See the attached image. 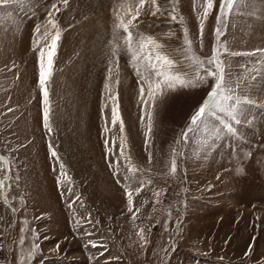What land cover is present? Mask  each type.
Wrapping results in <instances>:
<instances>
[{
  "label": "rangeland",
  "instance_id": "374dc122",
  "mask_svg": "<svg viewBox=\"0 0 264 264\" xmlns=\"http://www.w3.org/2000/svg\"><path fill=\"white\" fill-rule=\"evenodd\" d=\"M204 6L145 0L133 61L117 25L139 0H0V264H264V0L219 21V0L207 19ZM140 37L187 79L206 75L191 53L206 65L215 47L216 96L209 78L150 98L162 78Z\"/></svg>",
  "mask_w": 264,
  "mask_h": 264
},
{
  "label": "snow or ice",
  "instance_id": "6c2138e0",
  "mask_svg": "<svg viewBox=\"0 0 264 264\" xmlns=\"http://www.w3.org/2000/svg\"><path fill=\"white\" fill-rule=\"evenodd\" d=\"M66 2V0H65ZM145 3V0H139V7L136 10L135 16H133L132 19L128 20L127 23H124L121 21L118 23L117 27L122 28L126 33V39L125 42L128 46L129 52L132 53V59L133 61L136 60V51L133 48V37L132 33L130 32V26H133L134 21L136 20V17L140 15V8L143 7ZM151 3L153 5H158V0H151ZM238 3V0H219V11L217 12V20H221L223 17L227 16L230 11L233 9L234 5ZM215 4V0H205V6H204V11H203V16L205 19L210 14V11L213 9ZM156 11H159V7L157 6ZM154 15L156 12L153 13ZM50 23L52 25L53 29H56L55 35L52 37L51 43L49 45L48 51H47V69L45 68L44 62H43V57H44V50L41 49L39 53V65H40V73H39V84L43 90L44 85L46 84L48 78L51 75V69L54 63V57L56 53V48L58 45V40L60 36V31L57 28V25L55 22L51 19L50 17ZM203 21L201 22V35H203ZM187 30L185 29V32ZM219 30L217 29V32ZM141 42L147 40L149 44H151L154 48V50L157 51V56L156 60L158 62V67L156 65H153V69L155 70V75L157 78H162L158 79V82L155 84V88H153L152 83L148 84V92L147 95L150 98L155 99L157 95L161 94L159 90L163 87L166 86L170 90H175L177 84L181 87H188V86H197V83H203L207 82L209 78H212L215 80V83L213 84L212 90L209 92L210 97H215L217 94V91L221 88L222 86V62L217 58V50L215 47H213L212 51V56L207 58V62L205 65L204 60L200 59L195 55V53H191V56L189 59L192 61V64L197 68V69H203L206 75H201L199 71L196 72L194 79H187V74L186 73H180V72H175L173 73L171 70L174 68V61L168 57L166 53L163 52L162 46L157 44L152 37H140ZM185 44L186 46L190 49L191 48V42L188 40L187 35H185ZM111 71V70H110ZM137 75L140 77L141 82L145 81L146 77L141 75L139 69H137ZM107 87V85H106ZM141 97L143 98L144 95V87L141 86ZM241 98H237L239 100ZM113 104L116 103V97H112ZM209 110V104L208 101L206 100L203 104L200 105V107L196 110V112L193 114L192 117H190V127L188 130L185 132V138H187V132L191 130V126L199 123L206 112ZM113 123H115L119 117L117 114V109L116 107H113ZM149 115V124H151V113H148ZM45 116L47 118V112L45 113ZM47 126V125H46ZM121 132H123V123L121 122ZM124 138L121 137V152L120 155L124 156ZM55 155V153H53ZM3 159V158H0ZM119 182V181H118ZM139 191V189L137 190ZM129 204H131V198H129ZM94 247L96 245H93ZM35 253V246H33L32 254ZM29 256V259L31 258V255Z\"/></svg>",
  "mask_w": 264,
  "mask_h": 264
}]
</instances>
